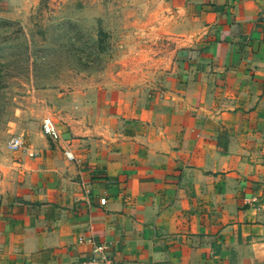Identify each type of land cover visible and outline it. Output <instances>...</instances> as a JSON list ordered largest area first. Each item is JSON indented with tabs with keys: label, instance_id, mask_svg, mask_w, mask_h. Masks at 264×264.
Masks as SVG:
<instances>
[{
	"label": "crops",
	"instance_id": "obj_1",
	"mask_svg": "<svg viewBox=\"0 0 264 264\" xmlns=\"http://www.w3.org/2000/svg\"><path fill=\"white\" fill-rule=\"evenodd\" d=\"M147 2L180 43L166 85L72 94L56 138L23 136L0 264H79L80 238L117 264H264V0Z\"/></svg>",
	"mask_w": 264,
	"mask_h": 264
},
{
	"label": "rangeland",
	"instance_id": "obj_2",
	"mask_svg": "<svg viewBox=\"0 0 264 264\" xmlns=\"http://www.w3.org/2000/svg\"><path fill=\"white\" fill-rule=\"evenodd\" d=\"M147 3L0 1V197L22 176V153L6 141L23 134L30 145L43 118L57 123L66 97L139 102L162 91L180 43Z\"/></svg>",
	"mask_w": 264,
	"mask_h": 264
},
{
	"label": "built area",
	"instance_id": "obj_3",
	"mask_svg": "<svg viewBox=\"0 0 264 264\" xmlns=\"http://www.w3.org/2000/svg\"><path fill=\"white\" fill-rule=\"evenodd\" d=\"M260 22L264 28V13L261 15ZM263 40H264V29H263ZM41 132L48 138L54 139L57 137V129L54 125V122L50 117H45L42 119L40 124ZM5 148L10 152L16 151H24L26 148L24 147L23 135H10L8 140L5 143ZM33 156L32 153L29 154ZM65 158L68 160H72L73 156L70 152H64ZM101 203L104 202L103 199L100 201ZM79 243L88 242L92 249L89 257L83 259L79 262V264H117L109 254L108 248L103 243H95L91 238H80Z\"/></svg>",
	"mask_w": 264,
	"mask_h": 264
}]
</instances>
